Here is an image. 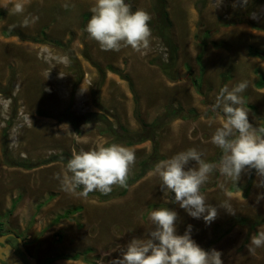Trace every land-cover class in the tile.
<instances>
[{
  "label": "rangeland",
  "instance_id": "rangeland-1",
  "mask_svg": "<svg viewBox=\"0 0 264 264\" xmlns=\"http://www.w3.org/2000/svg\"><path fill=\"white\" fill-rule=\"evenodd\" d=\"M16 2L0 0V228L21 235L38 264H112L132 239L147 238L153 227L151 211L170 208L178 213V234L192 225V238L205 250L220 251L224 264H264V247L249 250L250 238L264 231V187L257 186L255 170L245 171L238 183L218 169L209 175L200 191L218 208V216L205 224L174 203V193L162 192L156 167L125 195L103 200L82 198L78 189L62 190L57 176L63 177L67 162L41 163L53 155L67 157L114 143V136L99 131L98 123L82 122L77 129L62 118L66 111L76 116L104 112L108 120L102 125L138 132L143 126L137 106L148 124L157 118L165 122L156 137L162 161L195 148L203 151L206 162L219 164L222 151L211 137L225 117L212 105L222 87L247 81L242 106L254 127H264V87L256 84L264 59L250 53L264 50V0H167L169 34L177 47L173 78L160 65L168 62L169 47L152 28L149 48L142 52L131 46L101 50L85 30L96 0H19L25 12L13 15ZM125 2L132 11L143 9L151 21L157 19L155 0ZM25 17L38 19L21 27ZM120 73L132 78L138 104ZM200 76L201 93L192 81ZM177 108H194L197 115L172 118L168 112ZM116 144L135 152L130 175L154 147L152 140ZM11 159H26L34 166L11 165ZM189 167L198 165L191 162ZM221 203L235 214L219 207ZM69 209L68 216L58 219ZM63 253L81 256L48 260Z\"/></svg>",
  "mask_w": 264,
  "mask_h": 264
},
{
  "label": "clouds",
  "instance_id": "clouds-1",
  "mask_svg": "<svg viewBox=\"0 0 264 264\" xmlns=\"http://www.w3.org/2000/svg\"><path fill=\"white\" fill-rule=\"evenodd\" d=\"M90 11L92 16L85 30L90 38L99 43L101 50L118 52L122 46H131L134 51L142 52L149 48L152 36L149 22L152 17L147 11H132L125 0H96ZM24 12L25 4L18 0L11 14L22 15ZM37 19L25 17L20 26L28 27ZM247 88V81L231 88L225 85L212 105L213 111L219 110L225 117L211 137V142L222 151L219 164L206 162L202 158L203 151L191 148L156 165L162 192L174 193L173 202L191 217L202 218L205 224H211L218 216V208L208 203L200 191L213 171L218 169L221 175L238 183L245 171L255 170L260 178L257 186L264 187V127H254L249 122V110L242 106V93ZM135 161L133 150L112 143L74 152L67 162V171L57 179L62 190L69 193H77V189L82 187L77 194L85 199L89 193L96 191L108 195L114 186L127 187ZM191 162L198 167H189ZM219 207L235 214L227 203H221ZM178 219V213L170 208L151 211L149 220L153 227L148 231L147 238L132 239L112 264H224L220 251L215 248L205 250L192 238V225H188L183 234H178ZM261 247H264V231L250 238V251Z\"/></svg>",
  "mask_w": 264,
  "mask_h": 264
},
{
  "label": "trees",
  "instance_id": "trees-1",
  "mask_svg": "<svg viewBox=\"0 0 264 264\" xmlns=\"http://www.w3.org/2000/svg\"><path fill=\"white\" fill-rule=\"evenodd\" d=\"M129 1V0H126ZM156 1V7H155V12L157 14V19L155 21H151L150 26L157 34H159L165 41L167 46L169 47V50L171 52V56H169L168 62H162L161 68L165 72L167 76L170 78L175 77V64H176V56L175 54L177 53V47L174 45V39L173 37L169 34L171 27H172V21L170 18V13L168 10V2L167 0H155ZM199 1V0H198ZM3 15V13H0V17ZM7 35L12 34V32L8 31L6 32ZM174 53V56L172 54ZM250 53L255 56H260L264 59V50L260 49H251ZM198 60L202 64V54L198 55ZM203 68V65H202ZM112 70L116 71L115 68H111ZM258 74V80L256 81V84L258 87L263 88L264 87V72L261 69L256 70ZM122 77H124L128 83L129 86L134 93L135 96V102L138 104V98H137V92L136 88L134 85V82L132 78L127 75V74H122ZM194 86L196 87L198 92H202V78L200 77H194L192 79ZM139 108L136 106L135 111H136V116L140 123L143 126V129L138 132H132L129 131L125 126L120 125L121 132L116 130L115 127L111 123L105 125L101 123V121H106L108 120L107 114L104 112H92L89 113L85 116H76L69 111H66L63 115L62 118L66 119L69 123L73 124L77 129H79V125L82 122L89 123V122H94L98 123V129L102 133H111V136H114L112 141L114 143H123L126 145H134L146 140H152L154 142V147H153V152L151 153L150 156L147 158L141 160L140 162V167L135 171L134 174H129V178L127 181V187H120L118 186L116 189H113L111 193L108 195H103L100 192H91L89 195H96L99 198L103 200H108L113 197H119L123 196L127 193L128 187L132 185L133 183L139 181L143 176H145L150 170L154 169L156 165L163 160L164 156L159 153V147L157 143V138L158 137V129L162 128L163 122L162 118H157L155 121L152 123L148 124L145 119L142 118L141 113L138 110ZM169 115L172 116V118H177V117H182V118H189L190 115L196 116L197 112L194 108L190 109L189 111L185 112L182 108H177L170 110L168 112ZM72 157V155L68 154L67 157H64L63 154H58V155H53L51 157H48L44 159L41 163H47L50 161L54 160H63L65 162H68V160ZM11 165H17V166H22L25 168H31L34 166V164L30 163L29 161L25 160H14L11 159L9 162ZM79 191H82V187L78 188ZM16 205V202L13 203L12 208H14ZM80 209V207L75 208V210ZM70 213V209L67 210V212L63 213L62 215H59L58 219H61L63 217L68 216ZM0 231L2 229L0 228ZM229 229L225 231V233H228ZM221 237H218L217 240H219ZM81 256V253H74V254H69V253H63L59 254L56 257L49 258V261H54L55 259L58 258H71V259H78Z\"/></svg>",
  "mask_w": 264,
  "mask_h": 264
},
{
  "label": "water",
  "instance_id": "water-1",
  "mask_svg": "<svg viewBox=\"0 0 264 264\" xmlns=\"http://www.w3.org/2000/svg\"><path fill=\"white\" fill-rule=\"evenodd\" d=\"M10 235L16 236L13 233H0V264H38V259L35 256L29 255V263H26L15 253L13 246L7 240ZM16 237L19 240L21 250L27 253V250L23 244V239L20 236Z\"/></svg>",
  "mask_w": 264,
  "mask_h": 264
},
{
  "label": "flooded vegetation",
  "instance_id": "flooded-vegetation-1",
  "mask_svg": "<svg viewBox=\"0 0 264 264\" xmlns=\"http://www.w3.org/2000/svg\"><path fill=\"white\" fill-rule=\"evenodd\" d=\"M0 233H2V234H15L16 236H20L21 238H22V236L21 235H18V234H16V233H14V232H11V231H3V229H2V231H0ZM16 236H13V235H10L9 237H8V242L13 246V249H14V251H15V253L23 260V261H25L26 263H29V259H30V257H29V255L30 256H33L31 253H30V251H29V249L28 248H26L27 247V243L26 242H24V238H22L23 239V244H24V246H25V248H26V250H27V253H25V252H23L21 249H20V243H19V240H18V238L16 237ZM38 259V258H37ZM38 263H39V259H38Z\"/></svg>",
  "mask_w": 264,
  "mask_h": 264
}]
</instances>
